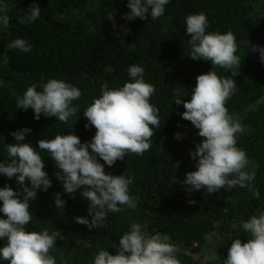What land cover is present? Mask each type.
Here are the masks:
<instances>
[{"label": "trees", "instance_id": "1", "mask_svg": "<svg viewBox=\"0 0 264 264\" xmlns=\"http://www.w3.org/2000/svg\"><path fill=\"white\" fill-rule=\"evenodd\" d=\"M3 4L7 9L0 16L8 15L10 23L7 27L0 23V162L9 160L6 146L15 143L12 133L25 127L31 129L25 142L38 151L39 140L69 132L79 136L81 143L90 142L96 129L85 127L84 109L102 95L105 83L118 88L129 82L132 65L143 67L144 80L156 89L150 102L159 109L161 127L154 129L151 148L143 155L129 153L112 166L97 157L106 173L132 179L129 194L136 200L135 208L121 205L122 211L108 212L96 228L77 223L78 216L92 219L90 203L81 196L83 187L74 195L66 193L54 160L41 152L52 185L47 191L38 190L30 201L32 220L26 227L59 232L50 250L56 264H94L100 249L115 255L133 222L149 235L167 234L179 248L175 255L181 264H224L232 240L250 238L243 222L257 210L264 211V62L259 50L252 51L253 46L264 48V0H169L159 18L153 20L149 12L146 20L131 21L125 19L130 12L128 0H0ZM33 4L41 8L40 16L21 23ZM201 12L209 22L206 32L234 34L241 59L235 77L231 69L213 68L211 61L189 56L186 17ZM16 38L25 39L31 51L9 49L7 45ZM211 70L236 81L226 107L243 126V132L236 134L237 147L247 154L245 170L255 172L252 184L259 190L258 199L240 186L207 193L205 188L189 192L182 183L187 172L196 170L198 157L191 153L203 138L182 118L185 109L183 103L176 104L174 90L180 89L182 101L190 100L197 76ZM53 78L82 93L72 102L79 109L66 124L43 114L37 120L32 108H17L18 98L29 86L35 84L42 91ZM26 184L31 187L30 181ZM5 186L17 192L23 187L16 177L0 174V188ZM55 194L65 201L62 210L55 205ZM0 218L6 219L2 212ZM212 232L220 236L218 248L207 242ZM4 244L0 238V247ZM0 264L9 262L0 259Z\"/></svg>", "mask_w": 264, "mask_h": 264}, {"label": "clouds", "instance_id": "2", "mask_svg": "<svg viewBox=\"0 0 264 264\" xmlns=\"http://www.w3.org/2000/svg\"><path fill=\"white\" fill-rule=\"evenodd\" d=\"M168 3L169 0H128L130 12L125 19L146 20L150 12L155 20L164 14ZM6 9V4L0 5V12ZM40 14L41 8L33 4L30 14L21 17L20 22H33ZM0 23L7 27L9 16H0ZM208 23L203 12L186 17V32L191 37L189 56L194 60L211 61L213 68L231 69V75L235 77L239 73L236 69L241 65V59L236 55L235 36L231 30L206 32ZM7 47L31 51V45L23 38L12 40ZM257 50L264 62V48L252 47V51ZM128 75L131 79L123 87L109 88L105 83L101 88L102 95L84 109L83 115L88 121L85 127L96 129L90 142L81 143L79 136L69 132L39 140L38 151L30 142H25L30 128L12 133L15 143L6 146L9 160L0 162V174L9 179L16 177L23 187L19 192L11 186L0 188V201L3 202L0 212L6 217L0 218V238L5 240L4 246L0 247V259L9 264H56L50 250L55 246L59 232L29 231L26 227L32 220L30 201L36 198L38 190L47 191L52 185L44 170L41 152L49 153L54 160L58 169L56 176L66 193L74 195L83 187L81 196L90 203L88 212L92 219L78 216L75 218L77 223L87 225L89 229L96 228L108 212L122 211L121 205L136 207V200L129 194L132 179L125 174L106 173L104 164L97 159L99 157L112 166L129 153L143 155L151 148L154 129L161 127L159 109L150 102L156 89L144 80L143 67L130 66ZM196 79L190 100L182 101L180 89L174 90L176 104L183 103L185 109L182 118L190 121L203 138L196 151L191 153L193 158L198 157L196 170L187 172L182 183L189 192L205 188L207 193H216L225 186L228 189L240 186L258 199L259 190L252 184L255 172L245 170L249 164L247 154L237 147L236 134L243 132V126L226 107V101L236 89V81L221 78L214 70L200 74ZM42 88L38 91L35 84L29 86L18 98L17 108H32L37 120L43 114L55 116L57 121L66 124L79 109V106H72V102L81 97V90L55 78L49 79ZM176 135L177 138L180 136L179 133ZM26 181L31 182V187ZM55 196V205L62 210L65 201L60 194ZM189 202L195 203L194 200ZM242 227L250 238L247 242L240 238L232 240L224 264H264V211L257 210V214L243 222ZM178 251V246L167 234L149 235L142 231L139 223L133 222L130 230L120 238L116 254L100 249L94 264H181L175 255Z\"/></svg>", "mask_w": 264, "mask_h": 264}, {"label": "rangeland", "instance_id": "3", "mask_svg": "<svg viewBox=\"0 0 264 264\" xmlns=\"http://www.w3.org/2000/svg\"><path fill=\"white\" fill-rule=\"evenodd\" d=\"M207 242L208 244H210L211 246L217 247L220 245V236L217 232H212L209 233L206 236Z\"/></svg>", "mask_w": 264, "mask_h": 264}]
</instances>
